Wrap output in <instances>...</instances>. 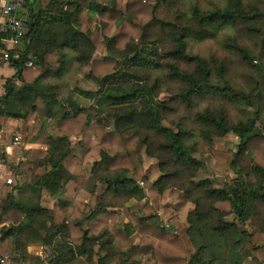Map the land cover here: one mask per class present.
Here are the masks:
<instances>
[{
  "label": "trees",
  "instance_id": "1",
  "mask_svg": "<svg viewBox=\"0 0 264 264\" xmlns=\"http://www.w3.org/2000/svg\"><path fill=\"white\" fill-rule=\"evenodd\" d=\"M202 2L30 6L23 41L0 59L16 69L0 96V130L6 117L36 112L25 141L47 149H28L21 182L8 186L0 253L15 255L0 264H43L28 252L36 243L49 247L51 264H144L148 255L156 264H264V0H212L208 8ZM160 7L167 18H159ZM7 36L0 30V49ZM102 48L107 55L95 58ZM85 66L98 88L74 86L69 98L93 100L74 110L65 93ZM163 92L171 98L158 100ZM231 133L236 148L215 147ZM144 156L158 161V193H184L187 226H167L147 201ZM208 156L237 178L223 187L197 180ZM81 191L88 203L77 200ZM44 194L67 195L78 215L66 217V200L43 206ZM131 200L145 201L143 212H128L123 225L99 218Z\"/></svg>",
  "mask_w": 264,
  "mask_h": 264
},
{
  "label": "rangeland",
  "instance_id": "2",
  "mask_svg": "<svg viewBox=\"0 0 264 264\" xmlns=\"http://www.w3.org/2000/svg\"><path fill=\"white\" fill-rule=\"evenodd\" d=\"M189 2L192 0H188ZM197 0H194L196 2ZM207 2V3H206ZM212 2V0H203V4L208 8V5ZM159 18H167L168 12L165 7L159 8ZM172 15V13H170ZM150 46H153L150 44ZM162 49H165L166 46H161ZM106 49H98L97 55L95 58H102L104 55H107ZM116 55H119L118 53ZM123 65L125 69H131L132 67L128 66V64ZM129 67V68H128ZM119 68V65L116 67ZM89 68L87 66L83 67L80 74L76 77L75 82H73V85L69 87V90L65 93V98H69L71 90H73L74 86L84 88V89H93L96 90L98 88V84L89 77L88 75ZM121 80H119L120 82ZM142 84L146 83V80L142 78V80L139 82ZM154 100V97H152ZM170 95L167 93H161L158 96V100L163 101L170 99ZM76 103H78L81 106H89L93 100L86 99L76 93H73V99ZM107 103V102H106ZM108 122V120H107ZM170 122V121H169ZM167 120H165L163 123L167 126H172L174 129L175 126L173 123H169ZM172 124V125H171ZM20 140H22L20 138ZM239 139L236 135L233 133L228 134L227 136L223 138H216L214 145L217 148H236V145L238 143ZM21 147V145H20ZM23 148V147H21ZM143 168L145 172V178L143 181H140V185L144 186L147 192V201H149L156 209V211L159 213L161 220L163 223H165L167 226H171L172 229H175L179 226H187V216L189 213L190 206L188 204L187 198L185 197L184 193L176 188L168 189L163 195L158 193L157 189L154 187L153 182L159 178L161 175L160 168L158 166V161L156 158L151 156H144L143 157ZM211 178L215 185L217 187H223L227 184L232 183V181L237 178V175L226 165L220 163L218 160L213 158L212 156H208L206 160V166L201 169L196 177L197 180H201L204 178ZM143 182V183H142ZM103 185L99 184V190L98 194H102L103 192ZM162 195V196H161ZM145 201H136L131 200L127 206L123 209H113L115 211H110L107 214L109 216L106 217V219L110 220L111 222L117 223L119 225H123L125 222L128 221L127 214L128 212H143V204ZM118 210V211H116ZM72 212H74L72 214ZM78 211H76V207L74 206V210L70 205H68V208L66 209V217L67 218H73ZM72 214V215H71ZM105 215V214H104ZM232 216H228L227 219H231ZM135 240H138L136 237ZM45 255L47 257L49 256L50 249L49 247H46L44 250ZM9 254H12V257L15 255L13 252H9ZM46 257V258H47ZM45 258L43 264H51L49 263V258ZM151 256L147 257V259L144 261L145 264H155L153 262ZM247 264V263H246Z\"/></svg>",
  "mask_w": 264,
  "mask_h": 264
},
{
  "label": "crops",
  "instance_id": "3",
  "mask_svg": "<svg viewBox=\"0 0 264 264\" xmlns=\"http://www.w3.org/2000/svg\"><path fill=\"white\" fill-rule=\"evenodd\" d=\"M14 2V0H0V25L3 23L5 20V17L1 13V7L3 5L9 4ZM38 3V0L35 4L34 0L29 1V4L26 5V0L24 1L22 7L18 9V13L22 17H26L28 19V29L31 25V19H29V14H30V6L32 5L33 8H36V5ZM97 55V52L95 53L94 56ZM16 74V69L13 67L9 66H4L0 65V96H2L5 93V88H4V82L8 78H13ZM18 85H21V82L17 81ZM68 99L71 98H66L67 103ZM69 104V103H68ZM78 104V103H77ZM79 105V104H78ZM70 106V105H69ZM81 106V105H80ZM36 112H32L28 115L27 118L24 119H16V118H11V117H6L4 119L3 125L0 130V147L3 148L4 153H5V158L0 156V206H5L6 203L8 202V186H10V189H13V186L16 184H19L21 182L22 178V167L21 164L27 161V157L25 156V152L28 149H34V148H42V149H47V146L39 145V144H29L26 143L25 137L32 131L35 119H36ZM18 137L19 140L20 138V143L17 144L15 143V138ZM72 143L76 144L78 141V137H72ZM23 147L21 148L20 147ZM94 161V159H92ZM18 173H15V170H18ZM11 179V182H8V180ZM104 188V186H102ZM99 190V189H98ZM17 195V192L14 193ZM99 196L101 194H98ZM163 195V194H162ZM161 195V196H162ZM89 193L87 191H81L79 195L77 196V200L88 203L89 202ZM60 200H66L68 201L70 207L74 210L75 206V201H73L70 197L67 195H61L57 197H49L48 195L44 194L41 200V204L47 208H52L53 205ZM115 211V210H112ZM118 211V210H116ZM74 212H72L73 214ZM71 214V215H72ZM66 215V213H65ZM109 216L108 214H103L99 218L111 222L110 220L106 219V217ZM127 222V221H124ZM46 245L42 244H30L28 246V252L30 254L36 255V256H41L43 258H46L47 255H45L44 250L46 249ZM9 253V252H8ZM11 258H12V254ZM150 255L146 256L144 261L149 257ZM49 257V256H48ZM47 257V258H48ZM152 257V256H151ZM46 258V259H47ZM154 260L153 262L156 261ZM145 264V262H144Z\"/></svg>",
  "mask_w": 264,
  "mask_h": 264
},
{
  "label": "built area",
  "instance_id": "4",
  "mask_svg": "<svg viewBox=\"0 0 264 264\" xmlns=\"http://www.w3.org/2000/svg\"><path fill=\"white\" fill-rule=\"evenodd\" d=\"M24 1L25 0H14V2L1 7V13L5 17V20L0 25V30L6 32L8 36L3 39L6 49H0V59H8L10 57V53L7 48L18 47L28 31V19L20 16L18 13V9L22 7ZM29 65H33V62L30 61ZM15 143H20L18 137L15 138ZM11 181V179L8 180V182ZM10 258L11 255L9 253H0V263H5Z\"/></svg>",
  "mask_w": 264,
  "mask_h": 264
},
{
  "label": "water",
  "instance_id": "5",
  "mask_svg": "<svg viewBox=\"0 0 264 264\" xmlns=\"http://www.w3.org/2000/svg\"><path fill=\"white\" fill-rule=\"evenodd\" d=\"M68 103L74 110H80L81 109V106L78 105L74 100L68 99Z\"/></svg>",
  "mask_w": 264,
  "mask_h": 264
}]
</instances>
